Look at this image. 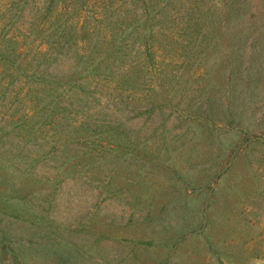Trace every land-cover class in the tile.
Listing matches in <instances>:
<instances>
[{
    "label": "rangeland",
    "instance_id": "rangeland-1",
    "mask_svg": "<svg viewBox=\"0 0 264 264\" xmlns=\"http://www.w3.org/2000/svg\"><path fill=\"white\" fill-rule=\"evenodd\" d=\"M8 1L29 72L77 68L34 55L44 0ZM115 1L135 25L118 53L98 34L68 105L85 124L31 113L52 83L22 99L26 77L1 79L0 264H264V0Z\"/></svg>",
    "mask_w": 264,
    "mask_h": 264
},
{
    "label": "trees",
    "instance_id": "trees-1",
    "mask_svg": "<svg viewBox=\"0 0 264 264\" xmlns=\"http://www.w3.org/2000/svg\"><path fill=\"white\" fill-rule=\"evenodd\" d=\"M29 1L30 0H9L7 3L8 8H5L7 10L6 12L8 13V10L12 8H19L20 5H26ZM115 2V0H44L40 5V9H37L36 14L37 19L42 22V28L40 29L41 31H46L47 36L44 37L45 40L38 42L34 55L36 57L42 56L43 59L47 60L51 59L52 56L54 59H57L58 55L64 56L66 60L75 58L74 65L77 67L73 69L72 66H69L67 71L56 75V77L52 79L46 77L44 70H40L41 74L28 71L30 69L23 64V62L27 63L29 61L25 58L27 55H22L24 50L23 44H25L24 41L21 40L19 36L11 33V27L8 28V23L3 17H0V76L5 73L0 78V85L2 84L1 79L7 78V74L9 75L10 73L11 77L15 73L18 75L21 74L22 77H26V80H21L22 82L16 84L14 94H16L18 98L21 97L25 99L27 94L33 92V89L30 88L29 81L36 82L38 80L36 82L38 86L34 87L35 95L39 92H43L46 87L52 83L51 88L48 89L49 96L51 97L48 104H41L40 108L31 110V113L40 115L42 112V115L48 118L44 123H49L51 128H56V126L59 128L60 124L76 126L85 124L87 119L73 121L72 117L67 116L71 113L68 105H74L73 98L75 94L77 95V93L86 91L85 80L87 78L89 79L91 74H95L100 69V62L94 63L92 62L94 60H91L94 46H98L101 42L98 34L100 35L101 32L106 29L107 33L105 35L102 33L104 40L106 39L108 41V39L111 38L108 42L113 44L112 52L118 53L123 49V45L118 43V37L123 36V42L124 40L127 41L129 34L128 29H130L133 24L135 25V19L128 20L131 17V15L128 14L123 18L117 17L115 20H111V14L107 12L108 10H114L118 14L121 11V5H116ZM146 21V18H144L140 26H144ZM9 23L12 27L14 26L11 20ZM32 28L33 27L29 28V31H32ZM159 34H165L166 38H160V36L157 38ZM154 35H156V43H168L171 39V34L168 35L165 31H156ZM165 39H167V41ZM162 45L165 47L166 43L161 44V46ZM196 45L197 43L194 44V48ZM102 60L103 57L100 61ZM82 63V68H78L79 64ZM93 63L95 66L89 67ZM99 75H102V73ZM25 85L28 86L27 89H25ZM36 104L39 105L38 102ZM46 107L51 108V119L50 114L47 113L48 109ZM9 117V115H6V117L0 115V122L4 120V122L7 123L11 120ZM32 117L33 116H31V118ZM28 122L29 120H25L22 122V125ZM52 140L55 141V146L52 147L53 149L50 153H55L58 147V141L54 138ZM68 140L69 139L66 138L65 141Z\"/></svg>",
    "mask_w": 264,
    "mask_h": 264
}]
</instances>
